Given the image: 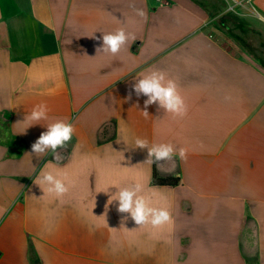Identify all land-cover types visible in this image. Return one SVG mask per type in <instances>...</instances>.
<instances>
[{
  "label": "crops",
  "instance_id": "1",
  "mask_svg": "<svg viewBox=\"0 0 264 264\" xmlns=\"http://www.w3.org/2000/svg\"><path fill=\"white\" fill-rule=\"evenodd\" d=\"M227 1L264 19V0ZM214 19L200 0H0V264H264V67ZM119 28L120 52L97 51ZM153 71L176 81L185 116L143 114L132 85ZM38 105L47 119L28 127ZM58 120L75 129L63 159L32 154ZM137 138L187 160L158 168ZM154 167L180 184L155 185ZM45 172L69 192L37 185ZM134 184L170 224H121L108 201Z\"/></svg>",
  "mask_w": 264,
  "mask_h": 264
},
{
  "label": "clouds",
  "instance_id": "2",
  "mask_svg": "<svg viewBox=\"0 0 264 264\" xmlns=\"http://www.w3.org/2000/svg\"><path fill=\"white\" fill-rule=\"evenodd\" d=\"M137 14L145 15L142 10H137ZM128 40L129 34L124 28H119L114 33L103 34L102 47L98 48L97 51L116 55ZM132 92L138 98L141 96L146 97L144 110L142 111L145 116L149 115L147 108L152 105H157L158 109H163L176 117H183L187 114V105L178 91L176 81L168 78L164 72L153 71L137 79L132 85ZM128 99H131V93ZM46 119V105H38L25 116L23 122L30 127L38 124L34 122ZM46 129L31 145V153L35 154V156H44L51 153L54 161L60 162L63 157L58 150L65 148L72 140L75 129L71 123L63 120L48 124ZM134 143L135 148L147 149V163L155 164L160 168L162 162L173 161V167L168 171H174L175 157L178 156L182 161H186L188 157L186 148L177 149L170 143L149 146L148 141L141 138H137ZM70 183L66 175L63 178H58V175L52 172H45L36 178L37 185L40 187L47 185V193L54 194L57 198L63 197L69 192ZM142 191V185L134 184L120 188L114 195L110 196L109 204H112L113 201L118 202L116 210L122 214L121 224H124L128 219L134 221L139 227L151 225L152 228L159 229L164 225L170 224L172 215L169 208L152 206L150 200L141 195Z\"/></svg>",
  "mask_w": 264,
  "mask_h": 264
},
{
  "label": "rangeland",
  "instance_id": "3",
  "mask_svg": "<svg viewBox=\"0 0 264 264\" xmlns=\"http://www.w3.org/2000/svg\"><path fill=\"white\" fill-rule=\"evenodd\" d=\"M215 18L213 30L221 40H234L242 49H250L264 67V19L252 10L247 15H240L227 0H200ZM0 137L4 133L0 131Z\"/></svg>",
  "mask_w": 264,
  "mask_h": 264
},
{
  "label": "trees",
  "instance_id": "4",
  "mask_svg": "<svg viewBox=\"0 0 264 264\" xmlns=\"http://www.w3.org/2000/svg\"><path fill=\"white\" fill-rule=\"evenodd\" d=\"M153 182L158 186H177L180 184V179L175 177H160L154 167Z\"/></svg>",
  "mask_w": 264,
  "mask_h": 264
},
{
  "label": "built area",
  "instance_id": "5",
  "mask_svg": "<svg viewBox=\"0 0 264 264\" xmlns=\"http://www.w3.org/2000/svg\"><path fill=\"white\" fill-rule=\"evenodd\" d=\"M0 258H1V253H0Z\"/></svg>",
  "mask_w": 264,
  "mask_h": 264
}]
</instances>
